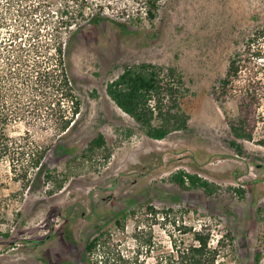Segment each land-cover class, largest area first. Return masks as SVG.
<instances>
[{
    "label": "rangeland",
    "instance_id": "rangeland-1",
    "mask_svg": "<svg viewBox=\"0 0 264 264\" xmlns=\"http://www.w3.org/2000/svg\"><path fill=\"white\" fill-rule=\"evenodd\" d=\"M53 19L50 13L40 24V38L50 36ZM115 19L85 23L69 39L66 63L81 101L72 128L57 135L44 116L8 127L11 135L27 129L47 148L44 169L52 177L31 169L21 178L19 163L14 173L7 158L0 162V264H86L84 245L98 231H107L110 250L133 264H163L201 227L218 248L217 264H264V56L251 63L261 93L251 140H236L229 129L236 101L221 104L212 95L230 55L264 26V0H161L152 24ZM17 24L2 22L0 39ZM19 29L25 41L30 32ZM256 45L264 51V34ZM141 62L181 74L187 129L149 138L110 99L106 84ZM99 133L104 146L85 154ZM178 170L197 173L219 191L208 197L199 188L179 189L170 181ZM137 237L148 244L140 246Z\"/></svg>",
    "mask_w": 264,
    "mask_h": 264
},
{
    "label": "trees",
    "instance_id": "trees-1",
    "mask_svg": "<svg viewBox=\"0 0 264 264\" xmlns=\"http://www.w3.org/2000/svg\"><path fill=\"white\" fill-rule=\"evenodd\" d=\"M161 0H0V24L18 21L17 26L29 30L22 41L19 28L8 39H0V162L7 158L12 171L27 178L31 169L43 171L47 180L51 171L44 169L47 148L39 145L25 129L11 135L8 127L28 117H45L46 126L61 134L76 121L81 101L75 93L74 79L68 73L66 52L69 39L85 23L99 25L106 20L125 18L131 24L156 18ZM54 5L55 9L51 6ZM41 13V21L36 14ZM54 14L50 36L40 38V24ZM53 16V15H52ZM38 20L39 22H37ZM125 29V27H123ZM23 34V33H22ZM264 34V26H257L243 41L240 49L228 58L225 72L212 87L213 98L224 103L235 100L237 113L228 117V126L234 139L251 140L257 122L261 97L258 83L252 80L254 58L264 56L257 45ZM21 37V38H20ZM106 92L115 105L129 115L149 138L160 140L169 133L185 130L188 115L181 100L185 94L181 74L174 66L141 62L124 66L122 72L106 84ZM231 145L242 152L241 144ZM104 137L97 134L88 142L86 153L103 147ZM62 153L65 149L57 147ZM179 189L199 188L211 197L219 185L199 176L178 170L170 176ZM243 197L244 190L235 188ZM192 230V229H189ZM107 231H98L84 245L86 264H133L120 251H111L107 244ZM106 238V239H105ZM140 244H148L149 240ZM211 233L205 228L193 229L191 241L182 249L171 252L163 264H217L218 248L210 243ZM220 242V239L217 240ZM96 250L101 254L93 257ZM100 257V259H99Z\"/></svg>",
    "mask_w": 264,
    "mask_h": 264
}]
</instances>
